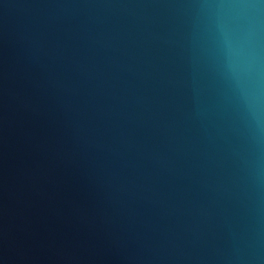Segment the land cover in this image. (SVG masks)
<instances>
[{"label": "water", "instance_id": "95a60500", "mask_svg": "<svg viewBox=\"0 0 264 264\" xmlns=\"http://www.w3.org/2000/svg\"><path fill=\"white\" fill-rule=\"evenodd\" d=\"M0 264H264V0H0Z\"/></svg>", "mask_w": 264, "mask_h": 264}]
</instances>
